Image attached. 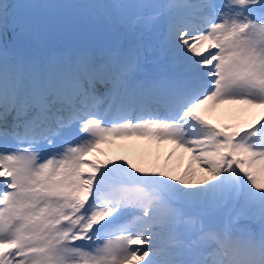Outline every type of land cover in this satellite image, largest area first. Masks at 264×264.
<instances>
[{
    "label": "snow or ice",
    "instance_id": "6c2138e0",
    "mask_svg": "<svg viewBox=\"0 0 264 264\" xmlns=\"http://www.w3.org/2000/svg\"><path fill=\"white\" fill-rule=\"evenodd\" d=\"M0 264H264V0H0Z\"/></svg>",
    "mask_w": 264,
    "mask_h": 264
},
{
    "label": "bare ground",
    "instance_id": "6f19581e",
    "mask_svg": "<svg viewBox=\"0 0 264 264\" xmlns=\"http://www.w3.org/2000/svg\"><path fill=\"white\" fill-rule=\"evenodd\" d=\"M243 106L240 105H221L219 108H217L214 111V118L215 121H217V123H220L222 126L226 125V124H235L238 122L237 120V116L240 115L237 112V109L241 108ZM260 112L259 109H252L250 112L243 114V116L241 118L243 119H250L251 116L253 115H258ZM150 144V140L149 139H140V138H130V139H124L119 141V145L123 146V150L126 151L122 157L119 158H124V159H128V160H132L134 163L145 167L144 164H149L147 162L149 161V156L148 153L150 151V149L148 148V145ZM161 146H165L163 144L157 146V147H161ZM157 151H159V149H157ZM172 152V151H171ZM170 152V153H171ZM168 153V155L170 154ZM183 154V157H186V165L185 168L187 167L188 163H189V157L187 153H182V150H179L176 152V154H174V158L169 160L166 164V167L168 169H174L176 171L177 174L182 173V169H178V167L181 166V162L178 161L177 163L174 162L175 158L180 157ZM118 158V159H119ZM200 172H197V174Z\"/></svg>",
    "mask_w": 264,
    "mask_h": 264
},
{
    "label": "rangeland",
    "instance_id": "374dc122",
    "mask_svg": "<svg viewBox=\"0 0 264 264\" xmlns=\"http://www.w3.org/2000/svg\"><path fill=\"white\" fill-rule=\"evenodd\" d=\"M13 2H14V0H13ZM211 116H212V118H213V115L211 114ZM110 155H117L116 153H115V151L114 150H111V152L109 153ZM164 157H165V153L164 154H162V159H164ZM171 160V159H170ZM204 175V174H203ZM200 176H202V174L200 173V174H197V178H199Z\"/></svg>",
    "mask_w": 264,
    "mask_h": 264
}]
</instances>
